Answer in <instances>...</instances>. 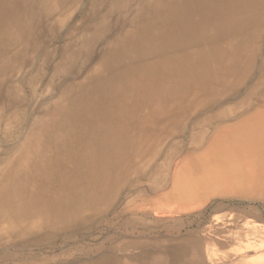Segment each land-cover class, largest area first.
<instances>
[{
	"label": "bare ground",
	"instance_id": "1",
	"mask_svg": "<svg viewBox=\"0 0 264 264\" xmlns=\"http://www.w3.org/2000/svg\"><path fill=\"white\" fill-rule=\"evenodd\" d=\"M0 264H264V0H0Z\"/></svg>",
	"mask_w": 264,
	"mask_h": 264
},
{
	"label": "rangeland",
	"instance_id": "2",
	"mask_svg": "<svg viewBox=\"0 0 264 264\" xmlns=\"http://www.w3.org/2000/svg\"><path fill=\"white\" fill-rule=\"evenodd\" d=\"M187 217V218H186ZM191 218V219H190ZM196 220V217L193 214H188L186 216L179 217L176 222L172 223L169 227H162L157 228L158 226L155 220L150 221L147 223L149 230L148 232L144 233L141 238L143 239H169L175 236H178V234L186 233L184 231L189 230V224ZM164 229V230H163ZM168 229V230H167ZM175 229V230H174ZM157 232H156V231ZM167 230V231H166ZM170 232V233H169ZM149 233V234H147ZM166 233V234H165ZM180 233V234H181ZM145 235V236H144ZM136 237H140L135 235ZM169 237V238H168Z\"/></svg>",
	"mask_w": 264,
	"mask_h": 264
}]
</instances>
